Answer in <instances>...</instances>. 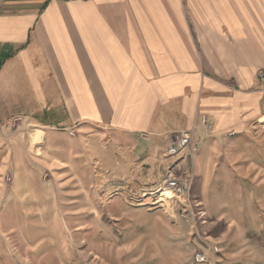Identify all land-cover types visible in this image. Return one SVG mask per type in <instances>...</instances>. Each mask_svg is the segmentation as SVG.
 Here are the masks:
<instances>
[{
    "label": "crops",
    "instance_id": "obj_1",
    "mask_svg": "<svg viewBox=\"0 0 264 264\" xmlns=\"http://www.w3.org/2000/svg\"><path fill=\"white\" fill-rule=\"evenodd\" d=\"M260 71L264 0H0V126L43 128L51 158L109 139L131 169L138 138L153 164L190 130L194 166L264 184Z\"/></svg>",
    "mask_w": 264,
    "mask_h": 264
},
{
    "label": "rangeland",
    "instance_id": "obj_2",
    "mask_svg": "<svg viewBox=\"0 0 264 264\" xmlns=\"http://www.w3.org/2000/svg\"><path fill=\"white\" fill-rule=\"evenodd\" d=\"M17 118L0 126V264H197L198 252L209 256L201 264H264V184L239 177L251 172L222 164L205 173L194 166L200 150L181 165V155L146 162L144 136L131 169H115L109 139L104 154L88 146L51 158L45 130ZM177 170L192 171L186 220L175 205L182 189L162 190Z\"/></svg>",
    "mask_w": 264,
    "mask_h": 264
},
{
    "label": "built area",
    "instance_id": "obj_3",
    "mask_svg": "<svg viewBox=\"0 0 264 264\" xmlns=\"http://www.w3.org/2000/svg\"><path fill=\"white\" fill-rule=\"evenodd\" d=\"M260 82L264 84V72L260 75ZM262 112H264V105L262 107ZM17 122L22 121V118L15 119ZM203 124L206 125V120L203 118ZM262 128L264 129V122L262 123ZM73 136H76V131L74 129L70 130ZM145 137V136H144ZM201 149V140L196 139L193 137L192 132L190 131H182L180 133L171 134L167 140V148L165 153L163 154L165 159L174 160V155H181V164L191 159L192 152L195 150ZM192 171H181L177 170L176 175L173 179H164V181L176 183L181 186L182 193H183V201L182 204H175L179 207V212H181V218L186 220L188 217V209L187 205L185 204V195L186 189L188 186V181L190 179ZM10 180V178H9ZM167 201L170 200V195L167 196ZM194 261L197 264H201V261H209V256L203 252H198L194 255Z\"/></svg>",
    "mask_w": 264,
    "mask_h": 264
},
{
    "label": "bare ground",
    "instance_id": "obj_4",
    "mask_svg": "<svg viewBox=\"0 0 264 264\" xmlns=\"http://www.w3.org/2000/svg\"><path fill=\"white\" fill-rule=\"evenodd\" d=\"M259 122H260V124H262V123L264 122V115H263V117L261 118V120H260ZM39 135H40L41 137H43L44 133L40 132ZM41 139H42V138H41ZM164 186H165V188L168 186V189L178 188V189L181 190V186H180V185H178V184H176V183L168 182V181H167V185H164ZM161 189H162V188H161ZM162 190L166 191L167 188H166V189L163 188Z\"/></svg>",
    "mask_w": 264,
    "mask_h": 264
}]
</instances>
